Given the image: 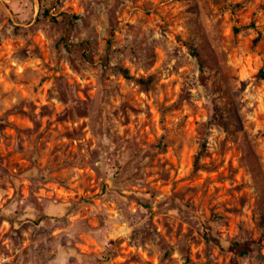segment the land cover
<instances>
[{
    "label": "rangeland",
    "instance_id": "374dc122",
    "mask_svg": "<svg viewBox=\"0 0 264 264\" xmlns=\"http://www.w3.org/2000/svg\"><path fill=\"white\" fill-rule=\"evenodd\" d=\"M42 4L0 0V264H264V0Z\"/></svg>",
    "mask_w": 264,
    "mask_h": 264
},
{
    "label": "trees",
    "instance_id": "16d2710c",
    "mask_svg": "<svg viewBox=\"0 0 264 264\" xmlns=\"http://www.w3.org/2000/svg\"><path fill=\"white\" fill-rule=\"evenodd\" d=\"M42 1L43 0H40V9L43 8ZM47 15H48V12H47ZM125 76L126 77H129L126 72H125ZM256 77H257V79H259V80H261V81L264 82V67H262V68H260L258 70V72L256 73ZM139 81L144 82L142 79H140ZM243 253L246 254L247 252L246 251H243Z\"/></svg>",
    "mask_w": 264,
    "mask_h": 264
}]
</instances>
